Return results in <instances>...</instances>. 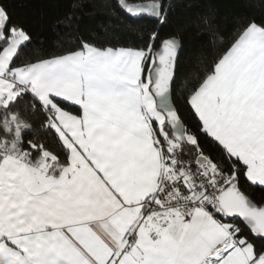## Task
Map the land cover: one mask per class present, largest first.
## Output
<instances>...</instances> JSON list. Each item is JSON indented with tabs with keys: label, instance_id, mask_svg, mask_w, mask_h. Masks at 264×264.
Returning a JSON list of instances; mask_svg holds the SVG:
<instances>
[{
	"label": "crops",
	"instance_id": "1",
	"mask_svg": "<svg viewBox=\"0 0 264 264\" xmlns=\"http://www.w3.org/2000/svg\"><path fill=\"white\" fill-rule=\"evenodd\" d=\"M26 39L11 29L0 53V101L24 89L54 110L52 127L67 150L68 171L55 179L42 162L7 157L0 163V264H264V254L256 257L204 208L142 216L165 167L149 126L164 116L148 81H141L144 52L84 46L9 71ZM190 104L204 131L243 164L247 180L264 187L261 28L242 33Z\"/></svg>",
	"mask_w": 264,
	"mask_h": 264
},
{
	"label": "trees",
	"instance_id": "2",
	"mask_svg": "<svg viewBox=\"0 0 264 264\" xmlns=\"http://www.w3.org/2000/svg\"><path fill=\"white\" fill-rule=\"evenodd\" d=\"M122 2L156 3L162 13L158 20L133 19L122 10ZM0 11V53L11 29L27 38L11 59L9 71L78 52L84 46L126 48L144 52L141 81H148L149 90L155 51L162 41L177 39L180 53L171 94L185 141L175 140L165 119L161 123L149 121L163 159L174 144L184 159L205 157L213 170L229 176L230 183L236 182L257 207L264 206V187L247 180L243 164L204 131L190 104V97L249 26L264 31V0H0ZM56 102L69 113H81L77 106ZM48 111L24 89L17 90L8 103L0 101V163L7 157L24 164L42 162L55 179L67 173L68 153ZM216 218L228 223L234 239L251 246L256 257L264 254V240L253 236L238 219Z\"/></svg>",
	"mask_w": 264,
	"mask_h": 264
},
{
	"label": "water",
	"instance_id": "3",
	"mask_svg": "<svg viewBox=\"0 0 264 264\" xmlns=\"http://www.w3.org/2000/svg\"><path fill=\"white\" fill-rule=\"evenodd\" d=\"M127 16L133 19L148 18L158 20L162 8L159 4L146 2L138 4L121 3ZM180 53V43L169 38L160 44L154 53V66L150 72L149 93L154 100L155 109L164 116L165 123L172 136L179 143H184V127L178 118L172 103L171 87L174 81L176 63ZM198 164L206 163V158L199 156ZM218 205L226 219H238L255 237L264 240V206L257 207L231 182L218 197Z\"/></svg>",
	"mask_w": 264,
	"mask_h": 264
},
{
	"label": "built area",
	"instance_id": "4",
	"mask_svg": "<svg viewBox=\"0 0 264 264\" xmlns=\"http://www.w3.org/2000/svg\"><path fill=\"white\" fill-rule=\"evenodd\" d=\"M53 115L54 110L50 109ZM164 160L155 193L142 205V216L148 212L160 211L168 214L187 215L204 208L213 217L223 216L219 205V194L229 185L230 177L213 170L207 163L184 159L180 148L174 144ZM217 219V218H216ZM132 242V235L125 239L126 246Z\"/></svg>",
	"mask_w": 264,
	"mask_h": 264
},
{
	"label": "rangeland",
	"instance_id": "5",
	"mask_svg": "<svg viewBox=\"0 0 264 264\" xmlns=\"http://www.w3.org/2000/svg\"><path fill=\"white\" fill-rule=\"evenodd\" d=\"M162 119L164 120V117H163ZM163 120H162V121H163ZM189 139L192 140L191 138H189ZM39 176H41V175H39ZM230 181H231V178H230ZM229 183H230V182H229Z\"/></svg>",
	"mask_w": 264,
	"mask_h": 264
},
{
	"label": "clouds",
	"instance_id": "6",
	"mask_svg": "<svg viewBox=\"0 0 264 264\" xmlns=\"http://www.w3.org/2000/svg\"><path fill=\"white\" fill-rule=\"evenodd\" d=\"M230 184V183H229Z\"/></svg>",
	"mask_w": 264,
	"mask_h": 264
}]
</instances>
